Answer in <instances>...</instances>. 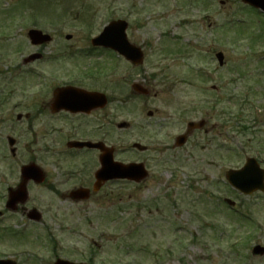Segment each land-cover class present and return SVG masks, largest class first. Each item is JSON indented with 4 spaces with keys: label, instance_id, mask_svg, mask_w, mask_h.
Instances as JSON below:
<instances>
[{
    "label": "rangeland",
    "instance_id": "rangeland-1",
    "mask_svg": "<svg viewBox=\"0 0 264 264\" xmlns=\"http://www.w3.org/2000/svg\"><path fill=\"white\" fill-rule=\"evenodd\" d=\"M120 18L128 22L129 41L144 50L141 66L108 52L80 55L92 52L90 38ZM30 28L50 33L53 41L32 46L26 36ZM56 48L75 53L48 65H21L34 50ZM218 50L223 66L214 57ZM102 66L106 73L91 87L111 99L114 159L143 162L147 178L114 180L80 204L30 188L43 224L19 214L0 220V258L17 264H52L55 257L93 259V264H264V256L250 253L255 243L264 245V196L239 194L224 180V172L247 156H257L264 168V13L241 0H0V93L9 96L0 102L1 174L10 159L18 168L28 159L50 157L38 149L39 125L28 131L25 119H15L33 110L30 102L42 79H52L51 73L63 79L85 67L100 73ZM133 83L150 95L134 93ZM207 100L215 108L206 107ZM224 105L226 113L219 116ZM148 110L154 112L151 119ZM199 119L210 131L171 149L186 123ZM120 121L130 128L116 129ZM243 121L249 130L241 134ZM7 135L17 140L15 156ZM133 142L149 149H131Z\"/></svg>",
    "mask_w": 264,
    "mask_h": 264
},
{
    "label": "flooded vegetation",
    "instance_id": "flooded-vegetation-1",
    "mask_svg": "<svg viewBox=\"0 0 264 264\" xmlns=\"http://www.w3.org/2000/svg\"><path fill=\"white\" fill-rule=\"evenodd\" d=\"M54 50H50L49 52L34 50L33 52L40 53V57H38L37 61L27 65L22 64V66H29L37 62L48 65L64 60L63 55L66 52H60L58 48ZM35 74L33 71L29 73L30 76H35ZM53 74H48L52 76L50 80L42 79V89L39 95L36 96L33 102H30V108H33V110H27L24 114L17 113L15 115L16 121H20L21 119L26 120L29 125L28 131L33 130V124L39 125V141L41 146L38 149H41L40 151L44 154H50V157L28 159L23 163H19L17 165L18 168H15V164L12 165L15 161L10 159L11 164H7V169L2 174L0 173V220L5 219L8 215L19 214L22 219L30 221L27 219L28 210L37 208L35 202L31 203L33 199L30 197V188H42L46 192L59 197L61 202L80 204L105 191L107 185L111 184V181L103 182L97 192H92L95 182V172L99 167V150L85 147H68V143L72 141L101 142L104 146H111L112 120L109 107L110 99L107 98V103L103 106L97 105L102 107H95L88 111L71 112L59 109L58 104L54 101V93L58 88L73 86L87 91H94L96 87L91 86L95 84V78L94 73L88 68H85L84 72L73 73L70 76L69 74H63L68 76H63L65 79H60V75ZM0 94L2 97H7L6 95H2V93ZM38 119L39 123H37ZM145 124L149 125L150 123L146 122ZM35 131L33 133L36 135L37 132ZM33 142H37L36 137ZM7 161L5 160L4 162L7 163ZM28 163H35L41 168L44 174L43 181L37 183L33 179L26 182L21 180V167ZM16 175L17 179L11 181V178ZM80 188H85L84 190L88 193L86 199H76L72 195L74 191ZM16 190H20L21 192L27 191L28 199L24 204L17 205L15 211H10L7 200L10 193Z\"/></svg>",
    "mask_w": 264,
    "mask_h": 264
},
{
    "label": "water",
    "instance_id": "water-1",
    "mask_svg": "<svg viewBox=\"0 0 264 264\" xmlns=\"http://www.w3.org/2000/svg\"><path fill=\"white\" fill-rule=\"evenodd\" d=\"M248 2L256 7H259L264 10V0H243ZM125 28L126 23L118 20L110 22L106 27H104L103 31L95 38L92 39L93 45H102L104 47H109L116 50L118 53L122 54L126 59L130 60L133 64H139L142 62V53L139 48L130 44L125 36ZM28 35L31 41L36 44L42 41L49 39L47 35L42 34L41 31L38 30H30ZM219 63L222 62L221 53L217 54ZM31 57L27 58L30 59ZM133 88L138 92L145 93L146 91L141 89L138 85H134ZM73 95H75V100L73 101L75 105L80 108L84 102L91 103L92 105L97 102V97L94 98V95L97 96V93H82V91H73ZM202 122L199 123H189V128L199 127ZM119 127L126 126L125 123H120ZM185 141V136H178L176 138V145H181ZM14 140L9 139V144L13 145ZM79 146L88 145L98 147V144H90V143H78ZM134 147L142 149L139 144H134ZM102 154L100 156L101 168L96 172L97 185H99L100 181H104L107 179H117V178H127L134 181H139L143 179L147 172L145 171L143 164L141 163H130V164H122L120 162L114 161L112 156V150L102 148ZM11 153L14 154V148L11 149ZM41 175L40 171L33 164L29 166H25L22 169V176L25 180L29 178H36L37 173ZM226 178L229 183L239 189L244 193H251L254 190H262L264 191V171L259 168L254 159L248 158L245 165L239 170H229L226 172ZM20 197L21 201L24 200L21 196L17 195L11 198L12 203H15L17 199ZM37 217V216H36ZM264 247L255 246L253 248V253H263ZM0 264H14L11 260H0ZM54 264H85V263H73L67 260L56 259Z\"/></svg>",
    "mask_w": 264,
    "mask_h": 264
}]
</instances>
